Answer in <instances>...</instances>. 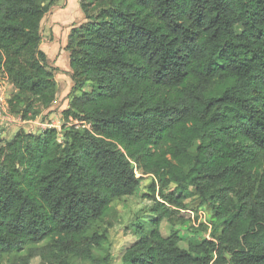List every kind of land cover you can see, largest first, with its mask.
Returning <instances> with one entry per match:
<instances>
[{
  "label": "trees",
  "instance_id": "obj_1",
  "mask_svg": "<svg viewBox=\"0 0 264 264\" xmlns=\"http://www.w3.org/2000/svg\"><path fill=\"white\" fill-rule=\"evenodd\" d=\"M57 1L0 0V76L25 120L51 112L57 97L41 48ZM80 6L61 127L0 129V261L111 264L97 251L114 202L150 176L151 228L135 225L119 264H264V0ZM203 206L211 220L199 227L210 237L195 233L184 248L178 232L162 233L164 219L191 220Z\"/></svg>",
  "mask_w": 264,
  "mask_h": 264
},
{
  "label": "rangeland",
  "instance_id": "obj_2",
  "mask_svg": "<svg viewBox=\"0 0 264 264\" xmlns=\"http://www.w3.org/2000/svg\"><path fill=\"white\" fill-rule=\"evenodd\" d=\"M9 89L10 92H12L13 86L11 83L9 84ZM51 112L48 111V109H45L40 115L41 119L48 122L52 121L53 125L61 124V117H63V113L58 111L57 114L51 115ZM60 126L61 125H59V127ZM31 129L38 131V126ZM137 173L138 175H142V171L139 169H137ZM151 180L152 178L150 176L144 177L140 189H138L135 194L124 196L120 200L117 199L114 202V207L116 210L114 215V223L112 227L109 228L108 238L104 242V248H102L103 250L97 251L98 254L110 252L112 254L111 264L121 263L122 254L126 247L136 240L137 234L134 231L136 224L141 223L147 229L151 228L150 219L153 216L151 207L154 201L148 198V196H145V194H147L146 190L148 188V184L151 182ZM197 201L198 200H194V198L192 200H187L189 205H197ZM192 212L193 218L191 220H182L178 217V213H175L173 215V220L164 219L161 223V231L165 236H169L175 231L179 233V244L184 248L189 246L190 240L193 237L195 239V233H198L200 238L211 236L210 228L202 229L199 227L201 222H209L211 220V212L204 206L200 208L198 212ZM105 225L107 226L108 224L106 222H98L95 226V229L103 231ZM40 260L41 259L39 256L35 257L33 259V264H40ZM0 264H10L9 258H5L4 260L0 261Z\"/></svg>",
  "mask_w": 264,
  "mask_h": 264
},
{
  "label": "crops",
  "instance_id": "obj_3",
  "mask_svg": "<svg viewBox=\"0 0 264 264\" xmlns=\"http://www.w3.org/2000/svg\"><path fill=\"white\" fill-rule=\"evenodd\" d=\"M85 21V14L80 6V0H59L43 17L41 23V48L49 57L50 64L56 67L58 93L55 105L51 107V115L57 114L69 105V93L73 90V81L70 71V55L66 49L71 29ZM52 117V116H51ZM62 118V117H61ZM52 119V118H51ZM37 121H43L40 115ZM52 122V121H50ZM62 124V122H61ZM61 124H56L59 127ZM30 124L21 127L30 128ZM14 128L13 134L18 129Z\"/></svg>",
  "mask_w": 264,
  "mask_h": 264
},
{
  "label": "built area",
  "instance_id": "obj_4",
  "mask_svg": "<svg viewBox=\"0 0 264 264\" xmlns=\"http://www.w3.org/2000/svg\"><path fill=\"white\" fill-rule=\"evenodd\" d=\"M9 80L7 77L0 76V129H3L5 134L9 135L14 128L21 127L24 124H30V128L28 130L35 131L34 127L38 126L42 128H48L51 126H55L52 122H42L37 121L36 119L25 120L20 115L14 114L9 105V97H10V89H9ZM69 124L75 125L77 128L81 129H92V123L87 120L77 119L73 116L69 118ZM61 127V126H60Z\"/></svg>",
  "mask_w": 264,
  "mask_h": 264
}]
</instances>
